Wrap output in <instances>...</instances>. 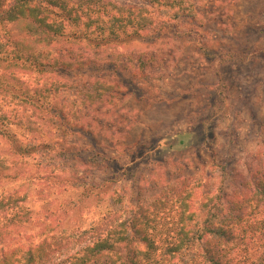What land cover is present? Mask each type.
<instances>
[{
  "label": "clouds",
  "instance_id": "clouds-1",
  "mask_svg": "<svg viewBox=\"0 0 264 264\" xmlns=\"http://www.w3.org/2000/svg\"><path fill=\"white\" fill-rule=\"evenodd\" d=\"M69 7L76 9L78 24L61 17V35L27 37L37 64L13 61L11 55L0 62V264H29V257L31 264H93L97 257L88 249L103 241L123 248L127 240L119 236L124 235L142 264H211L209 241L222 264H254L264 252V227H259L264 201L253 192L246 197L222 192L220 168L202 136L183 147H169L167 135L152 136V151L165 155L150 174L140 171L143 152L128 151L132 130L144 127L136 119H144L143 111L126 105L135 94L129 85L138 86L145 74L134 57L153 51L142 43L149 26L137 27L135 18L167 19L177 9L117 10L120 5L113 8L111 0L103 7L75 2ZM121 17L125 26L113 38L108 28ZM90 19L104 31L96 23L86 28ZM7 52H13L11 46ZM57 61L71 67L57 75L59 69L52 68ZM168 126L176 127V119L169 118ZM88 133L89 148L100 138L95 159L83 151ZM212 137L209 131L207 139ZM22 196L27 200L18 203ZM233 199L249 201L239 222L230 211ZM220 229L232 238L216 239L213 231ZM137 232L142 239L134 238ZM102 255L110 264H122L115 250Z\"/></svg>",
  "mask_w": 264,
  "mask_h": 264
},
{
  "label": "rangeland",
  "instance_id": "rangeland-1",
  "mask_svg": "<svg viewBox=\"0 0 264 264\" xmlns=\"http://www.w3.org/2000/svg\"><path fill=\"white\" fill-rule=\"evenodd\" d=\"M114 1L162 6L150 0ZM167 8L177 11L167 19H156L150 34L142 39L153 51L141 55L143 64L138 65L145 74L137 80L138 86L129 85L135 94L126 105L130 111H143L144 119H136L144 127L132 130L128 151L143 152L140 171L150 174L165 155L152 151V136L167 135L169 147L173 143L187 146L202 136L217 160L223 190L232 192L264 161V0H185ZM7 27L21 36L19 24ZM149 56L153 61L147 60ZM169 118L176 119V127L168 126ZM197 124L202 127L194 133ZM209 131L213 133L210 141ZM91 139L88 133L82 144L85 153L95 159L100 138L89 148ZM199 147L204 150V145ZM158 189V185L153 187L142 198ZM18 200L24 203L27 197ZM30 215L28 211L27 218Z\"/></svg>",
  "mask_w": 264,
  "mask_h": 264
},
{
  "label": "trees",
  "instance_id": "trees-1",
  "mask_svg": "<svg viewBox=\"0 0 264 264\" xmlns=\"http://www.w3.org/2000/svg\"><path fill=\"white\" fill-rule=\"evenodd\" d=\"M72 2H75L78 5H99L103 7L106 3H109L110 0H0V61L7 59L8 56L11 55L13 61L25 59L26 62L30 61L33 64H37L38 58L31 55V51L26 43L27 37L36 34H41L42 36L48 38L61 35L63 25L57 23V20L61 17L68 19L72 24H78L79 17L73 15L76 9L69 7V4ZM150 2L155 5L173 7L174 5L182 4V2H185V0H150ZM117 4L120 5V8L117 10H122L125 7H136L144 9L147 6V3L141 6H132L127 5L123 2L120 3L118 1L111 0V6L113 8H116ZM45 5H47V7H45ZM182 8L183 10H188L189 7L183 6ZM52 9H59V12H53ZM50 18L51 23H46V21H48ZM155 20L139 16L135 18V24L137 27L141 28L149 26V35L152 28L151 25L155 24ZM93 23H96L98 25V31H104V27L100 24L99 21H93L91 19L89 20L88 24L85 25V27H91ZM127 23L132 24L133 20L129 19ZM11 24H19L21 36H15L12 31L8 29L7 26ZM124 26L125 21L123 17L119 19L113 18L108 31L113 38H116L117 33L122 31ZM72 35L74 37L75 34ZM9 46H11V48L13 49L12 53L7 52ZM25 53L28 54L25 56ZM153 59V56L147 57V60L153 61ZM135 60L140 65L143 64L144 57L138 55ZM70 67L71 65L62 64L59 61L55 62L52 65L53 69H59L57 75L63 74V72ZM82 67L83 66L78 68L77 71H81ZM83 151L85 153L87 151V148H83ZM249 173L250 178L247 182H242L238 184L237 187L234 186L232 192H227L223 190V188L222 192L232 197H246L247 193L253 192L255 198L258 199V202L264 201V161H262V163H260L257 168H254L253 170L251 169ZM200 195H203V193H200ZM19 200H17V202ZM248 203V199H233L229 202L230 211L233 214V219H235L237 222H239L242 218L244 209L248 205ZM24 217H28V211L24 213ZM13 219H17V217H13ZM259 223V227H264V221H260ZM256 227L257 226H250L252 231H255ZM213 236L216 239L232 238L230 235V231L225 232L222 229L214 230ZM134 238L142 239L138 232L136 233ZM119 239L127 240V244L123 248L114 249L112 243L103 241L97 243L94 249H88L87 251L91 256L97 257L93 261V264H110L109 258L102 255V253L111 252L113 250L119 253V259L122 261V264H142L140 253L131 246L132 240L129 239L126 235L119 236ZM261 247L264 248V244H262ZM206 253L207 256L211 258V264H222V258L219 256L215 244L212 241H209V243L206 245ZM29 264H31V257H29ZM60 264H67V262L60 261ZM81 264H86V261L81 262ZM254 264H264V252L260 253Z\"/></svg>",
  "mask_w": 264,
  "mask_h": 264
}]
</instances>
